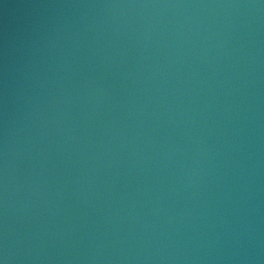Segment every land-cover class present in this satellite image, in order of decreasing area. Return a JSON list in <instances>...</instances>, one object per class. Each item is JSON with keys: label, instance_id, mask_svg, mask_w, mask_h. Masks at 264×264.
Returning a JSON list of instances; mask_svg holds the SVG:
<instances>
[{"label": "water", "instance_id": "1", "mask_svg": "<svg viewBox=\"0 0 264 264\" xmlns=\"http://www.w3.org/2000/svg\"><path fill=\"white\" fill-rule=\"evenodd\" d=\"M0 264H264V0H0Z\"/></svg>", "mask_w": 264, "mask_h": 264}]
</instances>
